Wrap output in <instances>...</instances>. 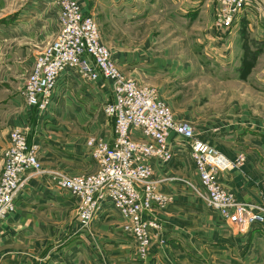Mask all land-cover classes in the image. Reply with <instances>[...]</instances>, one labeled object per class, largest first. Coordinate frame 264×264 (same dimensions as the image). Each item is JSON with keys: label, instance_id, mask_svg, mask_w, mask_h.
<instances>
[{"label": "crops", "instance_id": "1", "mask_svg": "<svg viewBox=\"0 0 264 264\" xmlns=\"http://www.w3.org/2000/svg\"><path fill=\"white\" fill-rule=\"evenodd\" d=\"M165 1L167 21L174 22L180 15L192 32L196 30L209 68L159 71L155 67L158 71H152L153 65L145 59L144 38H135V55L129 48L133 42L124 30L132 24L138 30L147 14L137 5L130 6V0H101L99 7L86 13L96 20L100 9L102 15L119 20L118 25L124 29L120 38H103L102 31L101 35L126 75L134 77L140 86L155 87L172 106L176 107L179 98L187 99L188 108L175 112L177 121L196 124L201 116L198 108L205 100L200 97V102L191 101L199 97L195 85L199 75H210L222 86L234 82L252 88L242 94L243 98L255 94L252 98L257 104L252 110L245 109L236 120L228 117L226 124H208L197 134L209 144L216 143L228 159L248 155L244 168L222 172L218 180L240 201L262 206L264 0H246L245 11L232 29L215 25L219 0ZM59 31L60 13L55 0H0V176L3 155L10 146L9 134L15 129H21L29 142L39 145L44 167L68 176L96 170L97 163L87 145L90 136L115 142L113 121H105L101 112L113 98L112 84L106 79L89 82L74 71H66L46 111L28 107L22 94L24 76L34 66L38 52ZM246 52L255 54V65L242 64ZM214 135L229 144L214 141ZM170 138L174 161H151L159 190L170 197L166 210L155 212L167 243L164 247L154 243L146 261L140 260L134 239L123 228L125 220L113 206H105L92 227L82 229L77 218L78 200L52 185L47 175H37L21 189L16 211L0 225V264H264V224L240 234L219 212L210 210L195 194V187L201 186L189 146L174 134Z\"/></svg>", "mask_w": 264, "mask_h": 264}, {"label": "built area", "instance_id": "2", "mask_svg": "<svg viewBox=\"0 0 264 264\" xmlns=\"http://www.w3.org/2000/svg\"><path fill=\"white\" fill-rule=\"evenodd\" d=\"M55 2L62 31L38 60L33 79L24 92L26 99L34 109L47 110L58 80L66 71H74L89 82L106 79L112 84L113 98L104 108L115 124V142L89 138L87 145L97 170L68 176L45 169L39 158V145L29 142L20 129L12 132L0 180V224L16 211L17 198L28 181L37 175H47L52 185L78 200L82 229L92 227L105 206H113L127 221L124 229L136 240L140 260L146 261L154 239L160 243L162 239V225L155 210H165L170 204V197L157 186L159 181L154 179L151 161L157 159L164 164L174 161L170 141L174 134L190 148L204 192L195 190L206 205L219 212L238 233L263 225L264 207L238 201L218 180L220 173L244 165L245 157L228 159L197 137L191 123L177 121L158 90L140 86L125 75L110 49L102 43L98 23L83 11L80 0ZM245 5L246 0H220L216 24L224 29L234 28Z\"/></svg>", "mask_w": 264, "mask_h": 264}, {"label": "rangeland", "instance_id": "3", "mask_svg": "<svg viewBox=\"0 0 264 264\" xmlns=\"http://www.w3.org/2000/svg\"><path fill=\"white\" fill-rule=\"evenodd\" d=\"M81 1H82L83 11L90 13V11L93 8H97L100 6L101 0H81ZM130 1H131L130 6L134 7V5H137L139 8H142V10L145 13H147L144 16L145 21H143L142 25H140V27H138V30H136L137 28L134 27L133 24L131 25L132 27H129V30H124L123 28L120 27V25H118L117 22L119 20L117 18L112 19L111 16H108L105 13L102 15V13L100 12V9H99V10H97L96 22L98 23V27L100 28V32L102 31L103 38H104V35H106V36L111 35L113 38H114V36L117 38H120V36L123 33V30L126 32L128 31L127 32L128 35H126V37L130 38L129 42L130 41L133 42V44H130L129 48L133 51V53L135 55V53H136L135 38L136 37H138V38L143 37L144 41L146 42V45L144 46L145 47V56H146L145 59H147V63L149 62V63H151V65H153L152 71H158V70H156L155 67H159V71L179 70V69H195V68H209V66H207L209 64V60L207 57L204 56V51L202 50V45H201L202 42L199 40L200 38H199V35H197L196 30L194 32H192L190 30V27H188L186 25V22H188V21L183 19V17H181L180 15L175 17L174 22H171L170 20L167 21V18H166L167 13L165 10V2H166L165 0H136V2H135V0H130ZM219 6H220V0L218 2L217 9L219 8ZM88 15H90V14H88ZM215 25H217L216 24V17H215ZM219 28H221V27H219ZM121 29H123V30H121ZM221 29H224V28H221ZM226 29H228V28H226ZM61 31H62V29H61V24H60L59 33L55 36V38L53 40L49 41V43L47 44V46L45 48H43L41 51L38 52V54L36 55L35 60H34L35 61L34 66L24 76V78L26 79V82H25L22 94L24 95V98L26 100L28 107H30L31 109H34V108L29 105L24 92L27 90L28 86L30 85V83L33 79V74H34L35 68L38 66V63H39L38 60L40 59L42 54H44L46 52V50H48L50 48L52 42L58 37V35L61 33ZM101 41L103 44H105L102 40V35H101ZM255 59H256L255 54H250V53L246 52L244 55L242 64L243 65H255L254 64ZM227 64H229V63H227ZM160 67H161V69H160ZM211 67H213V66H211ZM121 71L123 73H126L123 70H121ZM199 76L200 77L195 81V85L197 88L196 94L199 97L198 98L193 97L191 100V101H195V99H196L197 102H200V101H202V99L201 100L199 99L200 97L203 98V100H205L204 103L202 102L204 106H202L201 108L197 107L200 110V112H202L200 118L197 119L196 124H192L195 128L197 137H199L198 134H201L199 132L200 128L207 127L208 124L210 126H214V127L216 126L215 124H217V125H220L222 123L226 124V123H228L229 118L230 119L234 118L236 120L237 115L243 113V111L245 109L252 110V107H253L252 105L257 102V99L252 98V96L255 95L254 93H252V96H249V98H245V97L243 98L244 93L247 90H249V91L252 90V88H250L249 86H247L245 89V87L242 88L240 84H237L234 82H231L225 86H222L221 84H219V82L217 81L216 78L210 77V75H206V76L199 75ZM132 78L134 79V77H132ZM147 86H149V85H146L143 87H147ZM149 87H152V86H149ZM153 88H155V87H153ZM242 94H243V96H242ZM160 97H161V94H160ZM161 98L167 104H169L168 106H170L172 108L174 116H176L175 112L178 111L180 113V112H183L182 110L188 108V106L185 105V103L187 102V99L183 100L182 98H179V100H176V107H175V106H172L170 100L167 97L164 96V98L163 97H161ZM261 103L264 104V101H261ZM248 106H250V107H248ZM101 108H102L101 112L103 114L102 115L103 119L105 121H107L108 117L105 113V108L103 106ZM36 110H39V109H36ZM40 111H46V110L40 109ZM212 115H214L215 117H212ZM260 119H264V116L260 117ZM238 120H241V118H238ZM112 124L114 125V133H115V124H114V122H112ZM196 125L199 127V130H198V127ZM15 130H19V129H15ZM15 130L11 131V133L14 132ZM197 132H198V134H197ZM11 133L9 134V137H10ZM214 136H213L214 141H220L224 145L229 144L224 139H221L220 137H216V136L214 137ZM255 136H257V135H255ZM26 137H27V135H26ZM91 137L100 138L101 136L100 137L90 136L89 138H91ZM101 138H103V137H101ZM216 138L219 140H216ZM103 139H105V138H103ZM9 141H10V138H9ZM10 144H11V142H10ZM231 144L233 145V143H231ZM209 145L212 147H215L218 150V148H217L218 146H216L217 145L216 143H213V144L210 143ZM235 145H236V143H235ZM7 150L4 152L3 159L5 158V154H6ZM239 156H244L246 159L244 165H242L241 167H238L239 169H242V168H244V166L248 160V155L247 154H241ZM4 163H5V159H4ZM3 167H4V165H3ZM44 168L47 169L46 166ZM96 170H97V168H96ZM55 171L63 173V172L58 171V170H55ZM94 172H91V173H94ZM2 174H3V170H2ZM2 174L0 176V180H1ZM85 174H90V173H85ZM85 174H81V175H85ZM185 174H187V172H185ZM189 174H190V172H189ZM193 174H194V172H193ZM71 176H75V175H71ZM200 186H201V184H200ZM195 188L198 189L197 187H195ZM199 189H201L200 190L201 192H204L203 186H201V188H199ZM231 193L235 196V194L233 192H231ZM195 194L200 199H202L204 202V199L200 194H198L197 192ZM235 198L238 201H240L236 196H235ZM241 202H243V201H241ZM244 203H246V202H244ZM248 203H250V202H248ZM16 204H17V202H16ZM252 204H255V203H252ZM256 205H258V204H256ZM259 206H261V205H259ZM262 206L264 207V205H262ZM207 207H208V205H207ZM210 210H212V209H210ZM163 211L164 210H159V209L155 210L156 213L157 212L160 213ZM77 213H78V208H77ZM220 216H221V214H220ZM7 217H6V219H7ZM77 218L79 220L78 214H77ZM157 219H159V218L157 217ZM223 219L229 224V222L224 217H223ZM160 223H161V221H160ZM126 224H127V221L125 220L123 228L125 227ZM161 225H162V223H161ZM230 226H232V225H230ZM251 227H249L247 229V231ZM233 228L236 230L235 227H233ZM246 233H240V234H246ZM160 235L162 238L161 243H160V240L158 242V240H156V239H154L155 240L154 243L157 242L159 245L164 247L166 245L167 241H166V237L163 233V226H162V233ZM132 238H133V236H132ZM163 239L166 241V243H164V244L162 243V241H164ZM134 242L137 245L135 239H134ZM138 256H139V252H138Z\"/></svg>", "mask_w": 264, "mask_h": 264}]
</instances>
